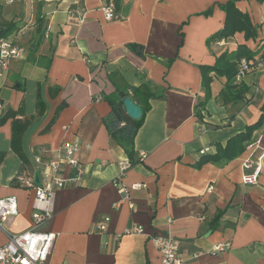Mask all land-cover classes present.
<instances>
[{"label": "crops", "instance_id": "obj_1", "mask_svg": "<svg viewBox=\"0 0 264 264\" xmlns=\"http://www.w3.org/2000/svg\"><path fill=\"white\" fill-rule=\"evenodd\" d=\"M229 1L123 0V18L108 20L104 0H82L76 11L75 0H0V19L19 24L26 49L12 62L0 95V119L17 111L0 127V198L14 196L19 207V217L0 230V247L7 234L35 229L57 235L45 264H163L151 240L163 235L177 240L185 264H264V159L259 183H242L244 162L264 154V124L240 156L194 167L202 151L216 153L217 145L224 147L264 115V68L243 79L248 93L228 105L219 102L226 79L213 74L211 99L203 118L196 115L205 101L200 67L213 66L239 45L252 51L264 45V0L235 1L257 28V39L248 42L237 33L207 45L224 27L220 5ZM39 19L45 35L31 60ZM42 58H51L49 68ZM133 88L146 114L135 163L119 179L118 165L128 157L104 124L111 111L107 98ZM65 142L79 144L82 173L65 169L78 181L57 192L53 218L36 226L35 192L15 180L23 160L32 171L41 169L36 159H53ZM117 181L129 201H122ZM136 185L141 188H131ZM105 217L108 231L100 233L96 225ZM135 226L144 233L125 234ZM229 241L230 249L213 253Z\"/></svg>", "mask_w": 264, "mask_h": 264}, {"label": "built area", "instance_id": "obj_2", "mask_svg": "<svg viewBox=\"0 0 264 264\" xmlns=\"http://www.w3.org/2000/svg\"><path fill=\"white\" fill-rule=\"evenodd\" d=\"M105 14L108 20H114V7L111 4L105 7ZM23 32H16L7 38H0V95L4 87V81L7 78L11 64L15 60L23 59L26 55V49L20 45L19 40ZM259 68H264L261 64ZM248 62L242 60L239 72L236 77V84L241 83L247 76ZM4 110V105L0 96V111ZM252 143L249 145L251 148ZM80 147L75 142H65L61 145L56 156L44 162L41 158L36 159V163L41 167L35 171L19 174L15 183L24 189L35 192L32 220L34 225L38 226L53 218V201L57 192L65 188L69 182H76L79 175L73 179H68L64 171L67 168H76L79 174L82 173L78 154ZM207 151H202L205 154ZM264 154L254 158L251 155L243 164L245 174L242 177V183L246 186H254L259 183L263 170L262 161ZM119 179L123 178L132 168V163L127 159L119 163ZM39 172L40 184L35 182V173ZM1 180V179H0ZM117 187L122 201H129L128 190L120 181H117ZM1 186V183H0ZM132 189L141 188L140 185L131 187ZM130 207L134 209L131 203ZM19 217V207L16 197L0 198V230L5 231V225L11 218ZM110 218L101 219L96 228L100 233L108 231ZM144 229L138 226L125 231L127 235H140ZM57 235L48 232H39L30 229L20 234H7V242L0 247V264H45L48 262ZM152 242L160 253L163 264H185V259L179 252V243L173 237L156 235L152 237ZM231 248V243L223 242L213 247V253H222Z\"/></svg>", "mask_w": 264, "mask_h": 264}, {"label": "trees", "instance_id": "obj_3", "mask_svg": "<svg viewBox=\"0 0 264 264\" xmlns=\"http://www.w3.org/2000/svg\"><path fill=\"white\" fill-rule=\"evenodd\" d=\"M6 1V0H5ZM236 0H231L220 8L226 14V20L224 27L214 34L209 40L208 44H218L223 41H230L235 34L243 33L246 40H255L258 37L257 28L253 25L251 18L247 13L241 12L236 6ZM82 0H75L72 6V10L76 11L80 6ZM123 0H104L105 7H109L113 4L114 15L116 20L123 18L121 15ZM0 11H2V5L0 4ZM211 11L206 14L209 15ZM1 15V12H0ZM44 22L43 19L38 20L37 28V40L32 44L30 50L31 60H34L38 49L44 38ZM20 32L19 24L16 22H4L0 19V38H7L13 33ZM128 47L136 51L137 45L128 44ZM46 61V68H49L51 58H42ZM242 60L248 62L247 75L250 72H255L259 69L261 64H264V45L260 46L258 50L252 51L246 45H239L235 51H225L217 57L213 66H201L202 73V87L205 91V101L196 107V115L199 119H202V111L206 108V103L211 99V84L215 77L225 78L226 84L219 96V102L223 105L231 103H237L242 101L248 93V87L243 83L236 84V77L239 72ZM138 89H131V94L126 92V95L130 97L137 105L138 102ZM114 98H107L111 104V111L109 115L104 119V124L107 128L109 135L124 149L127 154L128 160L134 165L135 163V139L143 125L146 108L141 107L142 117L139 120L130 118L125 109L122 100L119 99L118 93ZM152 95H150L151 97ZM140 106V105H139ZM17 116V111L8 110L0 119V127L3 126L9 120ZM264 124V115H261L257 123L250 125L242 133L235 135L228 143L223 147L217 145V151L214 154H202L201 158L194 164L197 169L202 168L207 163L222 164L224 162L231 161L236 157L243 154L247 147L253 143L255 139V132L260 130ZM31 165L23 160L19 174L30 172Z\"/></svg>", "mask_w": 264, "mask_h": 264}, {"label": "water", "instance_id": "obj_4", "mask_svg": "<svg viewBox=\"0 0 264 264\" xmlns=\"http://www.w3.org/2000/svg\"><path fill=\"white\" fill-rule=\"evenodd\" d=\"M118 97L120 100H122L124 109L127 113V115L134 119L139 120L140 117H142V109L139 105H137L130 97L126 95V92H119ZM35 182L37 185L40 184V176L39 172L35 173Z\"/></svg>", "mask_w": 264, "mask_h": 264}]
</instances>
